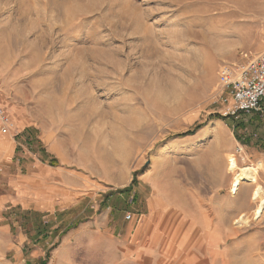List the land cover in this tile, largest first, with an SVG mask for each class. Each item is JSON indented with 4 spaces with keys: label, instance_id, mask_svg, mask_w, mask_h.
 Returning a JSON list of instances; mask_svg holds the SVG:
<instances>
[{
    "label": "rangeland",
    "instance_id": "obj_1",
    "mask_svg": "<svg viewBox=\"0 0 264 264\" xmlns=\"http://www.w3.org/2000/svg\"><path fill=\"white\" fill-rule=\"evenodd\" d=\"M263 52L264 0H0V264H264L218 83Z\"/></svg>",
    "mask_w": 264,
    "mask_h": 264
},
{
    "label": "built area",
    "instance_id": "obj_2",
    "mask_svg": "<svg viewBox=\"0 0 264 264\" xmlns=\"http://www.w3.org/2000/svg\"><path fill=\"white\" fill-rule=\"evenodd\" d=\"M218 83L220 98L227 105L225 117L237 120L242 116L262 114L264 52L254 59H246L243 65L221 66L218 71ZM9 124V116L0 107V126L4 134L7 133ZM125 220L131 221V215L127 214Z\"/></svg>",
    "mask_w": 264,
    "mask_h": 264
},
{
    "label": "bare ground",
    "instance_id": "obj_3",
    "mask_svg": "<svg viewBox=\"0 0 264 264\" xmlns=\"http://www.w3.org/2000/svg\"><path fill=\"white\" fill-rule=\"evenodd\" d=\"M260 168H261L260 162L256 166L241 167L238 170V172L233 176L232 181H231V189L235 193L236 197L241 196L239 194V190L245 183L248 182V185L253 186V190L251 193V200L256 203L254 210H253V217L255 219L260 218L264 210V197L262 196V190L258 185H256L257 183L256 176ZM247 220L248 219L246 218L245 215L241 216L239 220L237 221V224L239 225L246 224Z\"/></svg>",
    "mask_w": 264,
    "mask_h": 264
},
{
    "label": "trees",
    "instance_id": "obj_4",
    "mask_svg": "<svg viewBox=\"0 0 264 264\" xmlns=\"http://www.w3.org/2000/svg\"><path fill=\"white\" fill-rule=\"evenodd\" d=\"M262 106H263V114H253L251 116V118H253V120H256V122H258L260 125H263L264 126V100L262 102Z\"/></svg>",
    "mask_w": 264,
    "mask_h": 264
},
{
    "label": "crops",
    "instance_id": "obj_5",
    "mask_svg": "<svg viewBox=\"0 0 264 264\" xmlns=\"http://www.w3.org/2000/svg\"><path fill=\"white\" fill-rule=\"evenodd\" d=\"M262 111H263V106H262ZM262 114H263V112H262ZM262 114H261V115H262ZM259 159H260V162H261L262 164H264V157L262 156V158H259ZM262 168H264L263 165H262Z\"/></svg>",
    "mask_w": 264,
    "mask_h": 264
}]
</instances>
